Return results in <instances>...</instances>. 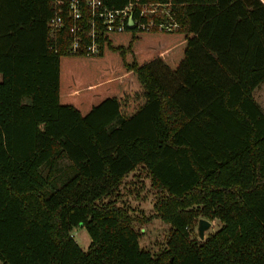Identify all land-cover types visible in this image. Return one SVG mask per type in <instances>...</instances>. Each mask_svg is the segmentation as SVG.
Segmentation results:
<instances>
[{
    "label": "trees",
    "instance_id": "1",
    "mask_svg": "<svg viewBox=\"0 0 264 264\" xmlns=\"http://www.w3.org/2000/svg\"><path fill=\"white\" fill-rule=\"evenodd\" d=\"M155 5L149 30L98 25L88 55L85 18L72 52L52 0H0L1 264H264V0H140L134 18ZM138 166L170 224L157 254L112 197ZM199 216L221 222L205 240Z\"/></svg>",
    "mask_w": 264,
    "mask_h": 264
},
{
    "label": "rangeland",
    "instance_id": "2",
    "mask_svg": "<svg viewBox=\"0 0 264 264\" xmlns=\"http://www.w3.org/2000/svg\"><path fill=\"white\" fill-rule=\"evenodd\" d=\"M253 97L264 111V84L257 86L253 91ZM67 163L69 160L64 159L61 165L65 166ZM112 197L115 198L118 205L126 207L135 217L133 224L140 233V246L156 254L162 251L167 242L170 224L155 216L154 203L157 194L147 170L143 166H138L129 172L122 179ZM146 218H148L147 221L144 220ZM200 218L206 217L199 216L198 219ZM208 220L211 222V227L205 231V238L221 225V222L216 218ZM197 224L198 220L194 224L193 234L198 237ZM71 235L82 249L87 250L91 238L84 227L74 228Z\"/></svg>",
    "mask_w": 264,
    "mask_h": 264
},
{
    "label": "built area",
    "instance_id": "3",
    "mask_svg": "<svg viewBox=\"0 0 264 264\" xmlns=\"http://www.w3.org/2000/svg\"><path fill=\"white\" fill-rule=\"evenodd\" d=\"M140 0H130L126 5L119 8H110L104 0H52L53 14L50 19L52 32L59 30L63 24V17L71 19L69 27L72 35V52H77L81 41L80 32L84 30V18L89 24L88 35L91 37L90 44L87 45V54L93 55L98 52L96 41V29L98 25H103L106 30L122 32L128 27L130 16L133 17V28L137 30H149L154 24L142 20L146 11L156 12L158 6L153 8H143L137 18L133 16V6L138 5ZM159 27H164L162 23ZM168 27V25H166Z\"/></svg>",
    "mask_w": 264,
    "mask_h": 264
},
{
    "label": "water",
    "instance_id": "4",
    "mask_svg": "<svg viewBox=\"0 0 264 264\" xmlns=\"http://www.w3.org/2000/svg\"><path fill=\"white\" fill-rule=\"evenodd\" d=\"M133 17L130 16L128 27H133ZM211 227V222L206 218H200L197 224V234L200 240H205V231Z\"/></svg>",
    "mask_w": 264,
    "mask_h": 264
},
{
    "label": "crops",
    "instance_id": "5",
    "mask_svg": "<svg viewBox=\"0 0 264 264\" xmlns=\"http://www.w3.org/2000/svg\"><path fill=\"white\" fill-rule=\"evenodd\" d=\"M262 84H264V83H262ZM256 88H257V87H256ZM256 88H255V89H256Z\"/></svg>",
    "mask_w": 264,
    "mask_h": 264
}]
</instances>
